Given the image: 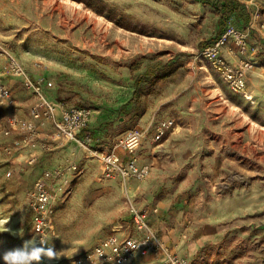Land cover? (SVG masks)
Wrapping results in <instances>:
<instances>
[{"label": "rangeland", "instance_id": "1", "mask_svg": "<svg viewBox=\"0 0 264 264\" xmlns=\"http://www.w3.org/2000/svg\"><path fill=\"white\" fill-rule=\"evenodd\" d=\"M259 1L232 0L227 14L211 0H0V79L17 101L0 104V264L4 253L35 239V180L72 148L42 153L33 164L5 151L10 116L34 99L28 77L52 81V98L90 106L89 127L105 142L141 130L138 153L150 167L141 178H105L97 160H84L46 244L61 257L39 264H77L112 234L151 231L171 245L181 241L192 264H264V89L256 94L250 81V99L233 91L200 55L234 23L248 31L264 71V47L255 49L264 44ZM12 56L25 76L9 72ZM160 120L175 123L157 142ZM132 202L148 226L136 221Z\"/></svg>", "mask_w": 264, "mask_h": 264}, {"label": "built area", "instance_id": "2", "mask_svg": "<svg viewBox=\"0 0 264 264\" xmlns=\"http://www.w3.org/2000/svg\"><path fill=\"white\" fill-rule=\"evenodd\" d=\"M264 8V0H260ZM264 30V20L259 23ZM264 47L258 44L255 49ZM250 36L246 29L230 23L200 55L212 68L219 71L235 92L247 96L248 80L251 72L258 66L256 55L252 54ZM9 72L25 76L26 69L16 58L9 59ZM27 86L34 94L33 101L25 112L18 111L10 116L6 135L12 142L5 144L9 156H24L30 164L45 152L59 147L72 146L65 161L45 168L36 178L30 194L29 206L32 212L35 240L47 243L56 234L55 218L58 202H65L74 190V183L85 172L84 160H97L105 178L129 179L145 177L150 167L141 162L138 150L142 144L143 133L139 129L129 130L116 139L105 142L89 124L94 116L90 106L67 105L52 98L48 88L52 81L44 78H27ZM0 104L17 105L14 90L0 79ZM173 120H160L155 124L154 141H163ZM17 163V160H13ZM22 170V169H21ZM14 170H9L12 175ZM136 221L141 227L148 226L144 211L137 210ZM46 247V244L43 245ZM138 255H152L156 260L151 264H192L186 254H182L167 240L151 231L144 237L126 236L119 238L112 234L101 240L93 250L80 256L77 264H126Z\"/></svg>", "mask_w": 264, "mask_h": 264}, {"label": "clouds", "instance_id": "3", "mask_svg": "<svg viewBox=\"0 0 264 264\" xmlns=\"http://www.w3.org/2000/svg\"><path fill=\"white\" fill-rule=\"evenodd\" d=\"M8 231L3 228V231ZM46 240L39 239L25 241L21 248H17L4 253L3 260L5 264H39L42 258L48 260H58L61 255L52 247H44Z\"/></svg>", "mask_w": 264, "mask_h": 264}, {"label": "crops", "instance_id": "4", "mask_svg": "<svg viewBox=\"0 0 264 264\" xmlns=\"http://www.w3.org/2000/svg\"><path fill=\"white\" fill-rule=\"evenodd\" d=\"M260 54H257L255 56L256 57V60L258 61V66L251 72V74L249 75V80H248V88H249V82L251 81L253 83V89L252 90L256 94H259L264 89V71H263V67L261 66V64H262V61L260 60L261 56L258 57V55H260ZM248 91H249V89H247V92ZM181 243H182L181 241L179 243H177V242L174 243V246H176V249H178V251L181 248L180 247L181 246ZM189 250H190V252H193L194 251V247H190ZM181 253L183 254V252H181ZM185 253L186 252H184V254ZM126 264H136V261H134V260L133 261H129Z\"/></svg>", "mask_w": 264, "mask_h": 264}, {"label": "trees", "instance_id": "5", "mask_svg": "<svg viewBox=\"0 0 264 264\" xmlns=\"http://www.w3.org/2000/svg\"><path fill=\"white\" fill-rule=\"evenodd\" d=\"M211 1L216 2L218 4H222L224 6V8L226 9V13L227 14H230V13H232L235 10V8H234L235 5L232 3V0H211ZM146 75L154 76V74L150 73V71L146 72Z\"/></svg>", "mask_w": 264, "mask_h": 264}, {"label": "bare ground", "instance_id": "6", "mask_svg": "<svg viewBox=\"0 0 264 264\" xmlns=\"http://www.w3.org/2000/svg\"><path fill=\"white\" fill-rule=\"evenodd\" d=\"M246 97L250 99L253 98L254 96L248 92Z\"/></svg>", "mask_w": 264, "mask_h": 264}]
</instances>
